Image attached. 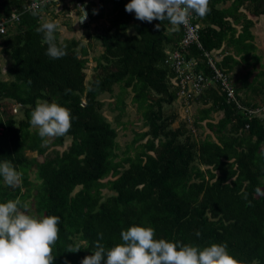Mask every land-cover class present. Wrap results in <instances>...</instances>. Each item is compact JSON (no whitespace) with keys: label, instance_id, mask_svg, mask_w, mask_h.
Here are the masks:
<instances>
[{"label":"trees","instance_id":"16d2710c","mask_svg":"<svg viewBox=\"0 0 264 264\" xmlns=\"http://www.w3.org/2000/svg\"><path fill=\"white\" fill-rule=\"evenodd\" d=\"M128 2L100 0L87 5L92 20L104 18L107 4L112 5L113 14L107 28L89 35L101 42L103 53L88 83L89 47L77 39L62 42L57 31L67 54L50 57L43 33L36 31L42 21L32 15L31 0H0V19L19 16V22L9 23L8 33L0 37L11 60L7 71L12 77L0 80V160H10L22 173L21 184L15 187L0 177V201L19 198L27 203L33 197L37 215L61 217L53 264L69 260L81 264L95 250L96 240L106 248L121 243V230L133 224L152 226L157 238L200 247L226 243L239 264H264V118L250 119L217 84L193 99L206 106L195 128L212 120L214 113L224 114L217 123L207 122L213 135L198 140L185 125L174 128L178 116L165 110L180 98L181 91L173 84L177 73L168 63L170 52L180 51L187 62H198L197 73L206 77L213 73L206 54L228 74L242 62L260 63L252 33L255 22L242 9L261 17L264 4L209 0L207 14L196 15L204 25L200 46L182 48L180 25L140 20L134 10H126ZM227 2H231L229 8H219ZM57 5L51 3L39 12L43 15L46 8ZM230 19L243 23L240 34ZM157 23L160 29L155 28ZM224 44L242 59L229 54L218 63L214 53ZM117 85L122 88L114 104L119 118L126 112L124 96L132 90V101L148 128L133 142L135 155L127 151L120 160L118 130L104 116L105 102L100 100L104 94H113ZM233 87L244 107L259 108L242 99L240 91L246 85L238 88L233 83ZM52 100L70 109L71 127L44 144L38 130L32 131L31 113L37 103ZM14 102L26 107L21 120L13 112ZM66 138L72 140L70 146L43 162L27 155L30 151L43 156L51 146H64ZM33 172L36 182L31 180ZM77 244L79 251H68L69 245Z\"/></svg>","mask_w":264,"mask_h":264},{"label":"clouds","instance_id":"9594fccd","mask_svg":"<svg viewBox=\"0 0 264 264\" xmlns=\"http://www.w3.org/2000/svg\"><path fill=\"white\" fill-rule=\"evenodd\" d=\"M32 15L40 16L36 31L47 42L46 54L52 58L66 55V45L58 42L59 20L45 18L30 7ZM128 12L135 11L140 20H167L172 25H188L192 14L203 17L209 11V0H129ZM160 23L155 24L160 29ZM66 91H70L66 90ZM71 112L55 100L37 103L31 113V124L38 126L44 144L50 137L64 135L71 127ZM0 177L10 186L21 183L22 173L10 160H0ZM55 214H33L29 205L19 198L0 201V264H53V245L59 238V221ZM197 235H201L197 231ZM103 237V233H99ZM122 241L105 247L96 240L95 250L86 255L81 264H239L226 243H212L200 247L183 241L157 238L149 225L133 224L121 230ZM68 251H79L69 245ZM71 264V261H67Z\"/></svg>","mask_w":264,"mask_h":264},{"label":"rangeland","instance_id":"374dc122","mask_svg":"<svg viewBox=\"0 0 264 264\" xmlns=\"http://www.w3.org/2000/svg\"><path fill=\"white\" fill-rule=\"evenodd\" d=\"M63 1L64 2L62 4L60 3L56 7L48 9V11H46L45 18L50 17L54 20H59L57 31L59 32L60 40L62 42L70 39H77L82 41L83 46H87L90 48L89 64L86 70L88 75L87 82L89 83L92 81L95 74L97 59L103 53L101 42L95 37L90 38L89 35L96 36V34L102 31L103 28H107L110 25L109 21L113 16L112 5L107 4L104 10H102L104 13L103 19L92 20L87 5L90 3V1L96 2L98 4L100 0ZM78 2H83V5L86 7V11H83L76 6L78 5ZM97 11L99 12L101 10L98 9ZM245 11L248 10L245 9ZM246 13L247 15L250 14L249 11ZM262 18L264 19V17ZM262 18L255 17L258 27L253 30L256 35V42L259 46V50L257 53L258 55H260L261 61L257 65H251L250 67H248L252 72V75L249 77L248 81H246L248 68L244 67V65L236 67V69L232 73V79L237 85L238 83H240V86L246 85V88L243 89L242 93L240 94L242 99L250 103H255L259 108H262L259 115L264 118V20H262ZM12 29H15V27H12ZM10 63L11 60L7 53L4 51L0 40V80H12V77H10L7 71ZM244 82L247 83L244 84ZM251 82L252 84H250ZM252 86H255V91L252 90ZM121 91V86L117 85L114 87L113 94H104L100 97V100L105 102V107L103 109L104 116L118 130V160L125 158L127 156V151L129 152V155L134 156V148L137 147V145L133 147V142L135 141L137 136H139L142 132L148 130V128H146L144 125L145 123L142 119V115L137 108V105L132 101L134 96L132 90H128L124 96L126 102V112L122 118H119L120 112L114 109V104L117 102L118 97L121 95ZM43 102L44 101L40 103ZM15 104L16 103L14 102V105ZM202 107L203 106L196 102V99L191 102H187L186 99L181 97L174 104L165 106V110L167 114H177L178 118L173 125L174 128L185 125L190 130V132L195 135L196 138H203L209 134V130H207L205 127L206 122L202 125L199 131L194 130L195 128L193 124L195 120L194 118L198 116V112L202 110ZM14 108L15 110L13 112L16 119H23L26 107L15 105ZM216 117L218 120L219 116ZM36 130H38V126L32 125V131L35 132ZM48 139L49 143H51L54 141L55 137H50ZM146 141L147 140H144L143 143ZM71 142L72 140L70 138H66L64 146H51L43 156H40L37 152L30 151L27 152V155L30 158H36L39 162H43L46 157H54L57 151L60 153L64 152L70 146ZM31 180L36 182V176L34 172L31 174ZM107 180L108 179H106L105 182ZM105 193H107V191H105ZM27 204L29 205V210L33 214H37L33 197L28 199Z\"/></svg>","mask_w":264,"mask_h":264},{"label":"built area","instance_id":"2783aa9c","mask_svg":"<svg viewBox=\"0 0 264 264\" xmlns=\"http://www.w3.org/2000/svg\"><path fill=\"white\" fill-rule=\"evenodd\" d=\"M60 2L61 0H31L29 9L32 6H35L36 9L40 11L41 8L46 7L51 3L59 4ZM78 7L85 11V7L82 3L78 2ZM14 21L19 22V16L16 14H12V18L10 20L0 19V37L8 33L9 23ZM180 27L184 32L180 43L182 48H188L193 44L200 46V31L203 26L198 21V17L195 14H192L189 17L188 25L181 24ZM206 56L209 57V64L213 70V73L210 77H206L202 73H197L196 68L198 66V62H187L180 51L169 53L168 63H170V66L177 73V77H175L173 80V84L180 88V96L189 102L198 97L203 92V90H205L211 84H217L220 86L223 93L226 94L228 101L235 103L239 110L250 119L259 115L262 108L244 107L237 98V94L235 88L233 87L230 75L224 70L218 68L215 61L210 58L209 54H206Z\"/></svg>","mask_w":264,"mask_h":264},{"label":"crops","instance_id":"0c3cea01","mask_svg":"<svg viewBox=\"0 0 264 264\" xmlns=\"http://www.w3.org/2000/svg\"><path fill=\"white\" fill-rule=\"evenodd\" d=\"M230 5H231V2H227V3H225V4H223V5H220V7L219 8H221V9H226V8H229L230 7ZM49 8H46V11L48 10ZM46 11H44V14L43 15H45L46 14ZM249 11V10H248ZM248 11H245V8L244 9H242V12H243V14H245L247 17H248V19H250V20H253L254 22H255V26L253 27V29H252V33L255 35V32L253 31V30H255L258 26V24H257V20L255 19V15H252V13L249 11V15H247V13L246 12H248ZM262 17H264V15L263 16H261V17H258V18H262ZM231 20V22L233 23L232 25L238 30V34H240L241 32H242V22L241 23H239V24H235L234 23V21H233V19H230ZM262 20H264L263 18H262ZM202 24V26L204 27V25H203V23H201ZM177 28H178V25H175ZM237 34V35H238ZM255 44L257 45V47H258V50H259V46H258V44H257V42H256V35H255ZM258 52V51H257ZM233 55L234 56V58L236 59V60H241L242 58L241 57H239V56H237L236 55V53H235V50L232 48V47H228L226 44H224V46H223V48L222 49H220V50H218V51H216L215 53H214V55H215V59H216V61L218 62V63H221L222 61H223V59H224V57L226 56V55ZM258 54V53H257ZM251 62V61H250ZM240 65H244V67H250V65L249 64H244L243 62L241 63V64H239V65H237V66H240ZM236 66V67H237ZM236 67H235V69H236ZM234 69V70H235ZM234 70L231 72V73H229L230 74V76H231V78H232V73L234 72ZM251 72V70H249V68H248V74ZM248 74H247V76H248ZM246 76V77H247ZM232 81H233V79H232ZM254 81V80H253ZM233 83H234V81H233ZM250 84H252V82L250 83ZM234 85L236 86V87H238V88H241L242 87V85L240 86V83H238V85L237 84H235L234 83ZM249 87H250V85H249ZM252 90H254L255 91V89H252ZM242 93V90L240 91V94ZM181 98V97H180ZM196 102L198 103V104H200L201 106H203L202 107V109L203 108H205L206 106L204 105V104H202V103H200V102H198L197 100H196ZM200 115V111L198 112V116ZM223 113L222 112H219V113H214L213 115H212V120H207V121H203V122H201V124L203 125L205 122H206V124H207V122H212V123H217V122H219V120L223 117ZM216 116H219V119L217 120V117ZM197 118V117H196ZM196 118H194L195 120H194V122L196 121ZM194 122H193V124H194ZM201 125V126H202ZM205 127H206V129L207 130H209L208 128H207V126L205 125ZM194 128H195V126H194ZM201 128V127H200ZM200 128H195L194 130L195 131H199L200 130ZM209 134L208 135H213L212 134V132L209 130V132H208ZM208 135H206L205 137H203V138H196V139H198V140H201V139H205ZM213 138L216 140V138H215V136H213Z\"/></svg>","mask_w":264,"mask_h":264},{"label":"flooded vegetation","instance_id":"af4514ba","mask_svg":"<svg viewBox=\"0 0 264 264\" xmlns=\"http://www.w3.org/2000/svg\"><path fill=\"white\" fill-rule=\"evenodd\" d=\"M264 4V0H260Z\"/></svg>","mask_w":264,"mask_h":264}]
</instances>
